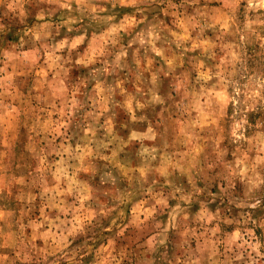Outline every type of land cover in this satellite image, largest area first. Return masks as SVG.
<instances>
[{
    "label": "rangeland",
    "instance_id": "1",
    "mask_svg": "<svg viewBox=\"0 0 264 264\" xmlns=\"http://www.w3.org/2000/svg\"><path fill=\"white\" fill-rule=\"evenodd\" d=\"M0 264H264V0H0Z\"/></svg>",
    "mask_w": 264,
    "mask_h": 264
}]
</instances>
